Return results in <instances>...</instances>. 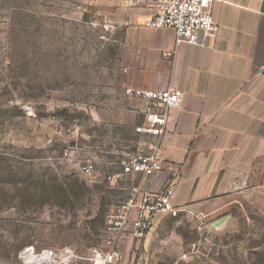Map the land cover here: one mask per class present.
Listing matches in <instances>:
<instances>
[{
    "label": "rangeland",
    "instance_id": "obj_1",
    "mask_svg": "<svg viewBox=\"0 0 264 264\" xmlns=\"http://www.w3.org/2000/svg\"><path fill=\"white\" fill-rule=\"evenodd\" d=\"M150 4L0 0V264H87L34 260L109 236L105 217L134 182L109 176L146 142L145 104L124 87L126 30ZM213 207L158 216L120 240L114 264H264V157Z\"/></svg>",
    "mask_w": 264,
    "mask_h": 264
},
{
    "label": "crops",
    "instance_id": "obj_2",
    "mask_svg": "<svg viewBox=\"0 0 264 264\" xmlns=\"http://www.w3.org/2000/svg\"><path fill=\"white\" fill-rule=\"evenodd\" d=\"M153 9L127 27L126 86L175 87L182 97L158 150L163 169L129 179L152 194L170 188L173 206L204 213L264 157V0H213L217 35L199 44L176 45L172 29L145 26Z\"/></svg>",
    "mask_w": 264,
    "mask_h": 264
},
{
    "label": "built area",
    "instance_id": "obj_3",
    "mask_svg": "<svg viewBox=\"0 0 264 264\" xmlns=\"http://www.w3.org/2000/svg\"><path fill=\"white\" fill-rule=\"evenodd\" d=\"M153 15L143 24L149 28H169L175 33V44H199L200 36L215 38L217 24L211 14L213 0H153ZM171 56L170 51L165 52ZM124 92L128 96L140 99L146 105L144 133L146 135L143 150L130 155L122 162L120 170L109 179L117 183L133 175L148 178L163 169L162 160L158 157V150L163 139L169 133V116L171 111L180 106L182 92L175 87L162 90L148 89L135 86H125ZM94 165L87 162L81 171L88 174ZM126 190L127 199L112 213L105 217V227L109 236L103 244L90 249L85 255L77 256L70 250L50 252L56 259H78L87 264H114L121 257L119 242L125 237L140 239L150 231L157 215L176 216L182 208L173 206L170 200V188L159 194H152L133 182ZM43 253V252H41ZM65 256V258H62Z\"/></svg>",
    "mask_w": 264,
    "mask_h": 264
},
{
    "label": "bare ground",
    "instance_id": "obj_4",
    "mask_svg": "<svg viewBox=\"0 0 264 264\" xmlns=\"http://www.w3.org/2000/svg\"><path fill=\"white\" fill-rule=\"evenodd\" d=\"M45 253H47V256H44L45 255ZM44 256V257H43ZM49 256V257H48ZM51 256V257H50ZM45 258H50L49 260H46ZM62 258H65V256H62ZM54 259V256H53V254H50V252L49 251H44L43 253H38L37 255H36V258H35V260H34V262L35 263H41V262H49V261H51V260H53Z\"/></svg>",
    "mask_w": 264,
    "mask_h": 264
},
{
    "label": "water",
    "instance_id": "obj_5",
    "mask_svg": "<svg viewBox=\"0 0 264 264\" xmlns=\"http://www.w3.org/2000/svg\"><path fill=\"white\" fill-rule=\"evenodd\" d=\"M262 73L264 74V67H263V69H262Z\"/></svg>",
    "mask_w": 264,
    "mask_h": 264
}]
</instances>
